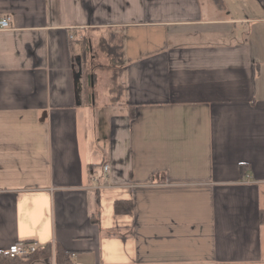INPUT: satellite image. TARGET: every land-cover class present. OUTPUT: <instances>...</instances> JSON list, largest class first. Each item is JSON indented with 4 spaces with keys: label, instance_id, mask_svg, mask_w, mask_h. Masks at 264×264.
Here are the masks:
<instances>
[{
    "label": "crops",
    "instance_id": "1",
    "mask_svg": "<svg viewBox=\"0 0 264 264\" xmlns=\"http://www.w3.org/2000/svg\"><path fill=\"white\" fill-rule=\"evenodd\" d=\"M3 18L0 252L264 264V0H0Z\"/></svg>",
    "mask_w": 264,
    "mask_h": 264
},
{
    "label": "trees",
    "instance_id": "2",
    "mask_svg": "<svg viewBox=\"0 0 264 264\" xmlns=\"http://www.w3.org/2000/svg\"><path fill=\"white\" fill-rule=\"evenodd\" d=\"M217 5H221V0H213ZM118 49H121L120 45L116 46H108V50L110 53ZM116 51V50H115ZM120 51L118 53V59L120 55ZM112 55V54H111ZM115 59V58H114ZM132 206L130 203L126 202H115L114 203V211L116 214L120 213H130ZM264 219V217H263ZM108 236H115V232L109 231L106 233ZM0 264H52L51 263V248L50 246L46 245L37 249L34 253L30 254L26 258H17L11 257L7 251L0 252ZM54 264H72L70 261L69 254L62 249L55 247V254H54Z\"/></svg>",
    "mask_w": 264,
    "mask_h": 264
},
{
    "label": "built area",
    "instance_id": "3",
    "mask_svg": "<svg viewBox=\"0 0 264 264\" xmlns=\"http://www.w3.org/2000/svg\"><path fill=\"white\" fill-rule=\"evenodd\" d=\"M9 28V20L6 18H3L0 20V30H6ZM104 172H108L109 168L108 166L103 167ZM41 248V245L37 242H25L20 241L13 243L9 246L7 249V253L11 257H17V258H26L30 254L34 253L37 249Z\"/></svg>",
    "mask_w": 264,
    "mask_h": 264
},
{
    "label": "rangeland",
    "instance_id": "4",
    "mask_svg": "<svg viewBox=\"0 0 264 264\" xmlns=\"http://www.w3.org/2000/svg\"><path fill=\"white\" fill-rule=\"evenodd\" d=\"M108 46H111V45L108 44L107 41H103V64H105L106 61L114 59V58H115L114 60L118 61V53L120 50L118 51V49L115 48L116 51L114 50V51H112V53H110V51L108 50ZM114 46H116V45H114ZM112 72L114 74L115 73L117 74L116 71H112Z\"/></svg>",
    "mask_w": 264,
    "mask_h": 264
},
{
    "label": "water",
    "instance_id": "5",
    "mask_svg": "<svg viewBox=\"0 0 264 264\" xmlns=\"http://www.w3.org/2000/svg\"><path fill=\"white\" fill-rule=\"evenodd\" d=\"M79 76H80V72H78V73L76 74L77 79L79 78Z\"/></svg>",
    "mask_w": 264,
    "mask_h": 264
}]
</instances>
